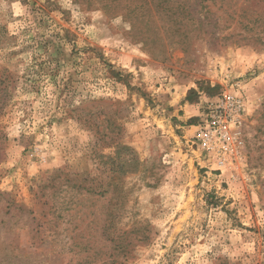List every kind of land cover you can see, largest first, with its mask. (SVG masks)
<instances>
[{
	"label": "rangeland",
	"instance_id": "rangeland-1",
	"mask_svg": "<svg viewBox=\"0 0 264 264\" xmlns=\"http://www.w3.org/2000/svg\"><path fill=\"white\" fill-rule=\"evenodd\" d=\"M233 84L216 169L192 139ZM0 264H264V0H0Z\"/></svg>",
	"mask_w": 264,
	"mask_h": 264
},
{
	"label": "built area",
	"instance_id": "built-area-1",
	"mask_svg": "<svg viewBox=\"0 0 264 264\" xmlns=\"http://www.w3.org/2000/svg\"><path fill=\"white\" fill-rule=\"evenodd\" d=\"M231 85L217 97L210 99L204 117L195 126L192 143L204 160L216 169L241 164L245 160L242 148L246 100Z\"/></svg>",
	"mask_w": 264,
	"mask_h": 264
},
{
	"label": "trees",
	"instance_id": "trees-1",
	"mask_svg": "<svg viewBox=\"0 0 264 264\" xmlns=\"http://www.w3.org/2000/svg\"><path fill=\"white\" fill-rule=\"evenodd\" d=\"M158 7H157V12L160 15L161 19L165 18L164 20L167 19L168 21H171L174 24H176V19L174 17V15L177 12L176 9H173L171 7L168 8V7H166L164 4H162L160 2L158 3ZM247 19H248V21H247V23H245V25H248V23L251 22V20H252V18H247ZM121 148H123V147H121ZM111 162H112L113 165H115V166L118 165L119 166L118 170H116V172H115L117 175H120L123 172L125 173L127 171H131L132 170V168H131V166L133 165L132 161L122 160L117 153H116V156L114 158H111ZM121 164L123 166H125L124 170L121 169ZM87 191L94 192L95 190H90L88 188ZM115 191L119 192L120 189H116Z\"/></svg>",
	"mask_w": 264,
	"mask_h": 264
}]
</instances>
